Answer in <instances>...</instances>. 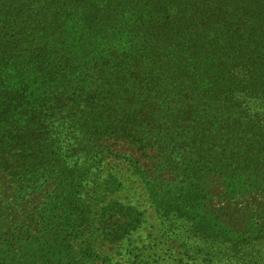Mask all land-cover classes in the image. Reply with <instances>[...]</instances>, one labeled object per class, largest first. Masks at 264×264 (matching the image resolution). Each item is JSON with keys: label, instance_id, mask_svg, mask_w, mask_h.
<instances>
[{"label": "trees", "instance_id": "16d2710c", "mask_svg": "<svg viewBox=\"0 0 264 264\" xmlns=\"http://www.w3.org/2000/svg\"><path fill=\"white\" fill-rule=\"evenodd\" d=\"M110 139L153 159L132 165L185 257L264 264V0H0V173L20 198L54 185L49 236L9 228L0 264L60 262L59 234L92 232ZM109 214L116 242L142 223Z\"/></svg>", "mask_w": 264, "mask_h": 264}, {"label": "rangeland", "instance_id": "374dc122", "mask_svg": "<svg viewBox=\"0 0 264 264\" xmlns=\"http://www.w3.org/2000/svg\"><path fill=\"white\" fill-rule=\"evenodd\" d=\"M102 143L111 149L110 154L105 158L102 168L91 175L85 188L89 191L85 202L90 207L86 225L92 232H85L84 235H76L78 232H75L72 237L67 236V232L59 234L66 238L64 259L60 262L44 260L43 264H133L134 261L136 264H210L201 257H185L180 242L169 241L165 236L162 220L145 184L132 165V161L136 160L142 165H150L153 159L144 156L126 141L110 139ZM111 178L121 181L122 188L119 191L107 188L106 182ZM53 188L54 185L50 182L20 198L12 180L6 174L0 173V237L11 227L19 229L18 235L25 234L26 237L44 239L49 236L42 231L37 212L45 204ZM94 191L104 195L99 203L95 202ZM116 202L127 208H135L141 213L142 223L139 229L123 242H116L114 237L108 238L105 232L106 225L112 224L115 227V223H118L117 217L104 215L105 207ZM223 202L225 200L217 198L215 203ZM111 229L113 228L107 231L110 232ZM27 230L30 235H26Z\"/></svg>", "mask_w": 264, "mask_h": 264}]
</instances>
